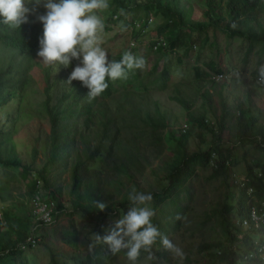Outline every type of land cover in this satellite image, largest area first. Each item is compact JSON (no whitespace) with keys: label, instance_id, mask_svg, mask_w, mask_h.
<instances>
[{"label":"trees","instance_id":"trees-1","mask_svg":"<svg viewBox=\"0 0 264 264\" xmlns=\"http://www.w3.org/2000/svg\"><path fill=\"white\" fill-rule=\"evenodd\" d=\"M108 4L109 7L105 10L108 11L107 21L109 26L106 29L110 30V27L121 29L123 24L125 30L132 31L135 40H139L142 33H145L143 31L150 28L154 19H161V24L157 27L156 36L150 39L164 37L168 47L166 49L160 48L156 52L170 55H177L178 52H181L184 57H188L192 55L195 48L194 33L198 32L204 38V42H206L208 40L207 29L221 28L230 38L239 37L249 42L246 57L257 47L260 48V53L264 57V23L260 24L257 19L259 12H264V0H204L203 21L201 22L195 20V8L187 0H110ZM45 13L46 10L40 7L38 14ZM29 20V23L15 29L0 23V107L6 106L10 101L18 98L21 101L19 104V116L25 112L22 106L24 93L32 81L31 71L34 69V60L40 47L39 41L43 36L42 22L37 21L35 15H30ZM252 22L257 23L258 28ZM155 43H149V47L146 48L144 54L133 52V56L136 58L142 57L146 61L154 52ZM131 51H133L132 48ZM119 59L121 60L122 56ZM178 61L183 63V57L180 56ZM157 69L158 66H155L151 75H154ZM141 70L133 69L128 73L127 79H117L115 81L108 79V88L100 96L91 100L87 98L89 89L81 81L74 80L71 84L67 82L71 74L69 68L66 67V73L62 72L54 84L50 81V68L43 70L46 83L44 105L50 122L49 143L46 145L50 147L48 165H58L65 169L71 164V194L76 199L73 200L74 210L81 211L87 215H92V213L99 214L103 216L102 222L108 218L109 214H117L119 208L125 214L131 207L130 201L124 199L107 205L104 211L95 210L94 206H96L95 202H97V199H95L94 189L100 188V182H96V184L93 182V184L90 183L85 186L86 176L91 173L95 166L100 165L103 159L106 160V157H112L116 143L120 140L118 138L123 137L124 133H129L133 122L141 120L145 125L151 124L153 135L157 130L167 129L166 117L162 113H158L157 104H154V112L158 120L153 118L149 111L145 112L143 110V107L149 106L148 104L144 106L141 103L134 104V101L139 97V92L145 93V91L148 92L149 90L147 85L143 87V91L137 89V80L141 79ZM211 71H215V66L211 63L209 64V72L203 71L200 67H195L194 69L196 79L202 84L200 92L204 103L210 106L213 105V94L210 89H207V81L210 80ZM255 76L258 79L260 78L259 70L255 73ZM120 81L124 90L120 99L117 100L116 107L114 108L113 106L112 108V104L107 100H110L119 92L118 83ZM169 81L170 71L168 66H165L160 75L151 81V87L164 91ZM53 88L60 92L62 91V97L58 101H55L52 97L54 94ZM136 94L138 97H136ZM174 100L188 112L191 111V105L183 98L177 96L174 97ZM226 108V104L223 103L221 121L216 128L209 124L205 115L194 119L196 124L208 130L215 137L213 146L208 150L188 154L185 143L189 140L191 132L188 130L185 133L179 131V137H175L172 133L170 134L169 140H175L178 151L174 155L175 161L167 165L170 172L165 179L168 184L161 186L160 191L152 193L153 200L150 206L156 214L165 204L171 203L170 201L176 196L175 202L171 204L174 207V211L179 214L176 218L174 230L179 227L185 209V207L183 208L180 205L179 195L183 191H187L183 190L185 185L196 175L199 169L212 166L211 163L214 160L215 166H212V177H223L226 180L231 177L229 170L230 166L234 165L235 160L233 159L232 151L223 149L221 144V135L226 129V122L234 116ZM112 111H116L117 114ZM143 114L145 115L142 116ZM16 121L13 122L12 130L7 132L0 131V169L3 171L4 177L0 179V200L3 203H11L12 194L8 193L6 196L4 194L10 190L12 182H18L19 179L28 184V195L25 198L23 196L24 199L22 198L19 204L12 203L10 207L1 212L0 264H30L26 258V251L22 250V246L31 235L34 227V215L31 205L28 206L27 200L30 199L29 202L31 204L33 196L38 192L37 181L39 179L43 181L44 191L49 192L47 196L51 195L58 202L55 220L66 210L64 205L59 202L60 191L56 194L52 191L49 184L47 177L48 166L36 172L31 165H25L17 158L16 144L14 143V135L18 131ZM81 121V128L84 129L89 128L92 123L96 122L104 128V135H107L109 130L112 131L111 140L105 146V150L102 144L95 148L90 147L89 140L84 139V137H81V140L85 145V149L83 152L79 150L76 137ZM120 122L126 124L120 127ZM236 125L239 143L242 145H253L261 155L247 167L245 175L246 186L240 187L235 183V178H233L234 184L237 185L239 196L236 206L225 205L221 211L220 226L223 240L202 246L204 251L210 252L209 264H240L241 261H244L243 255L250 250L248 245L254 239L252 232H255L245 230L239 224V222L249 216L250 208L253 204L251 197L247 194L248 189H252L255 196L264 200V125H258L257 119L251 117L248 111H242L241 109L238 116H236ZM123 128L125 129L124 131H122ZM157 139L159 142L162 141L160 137H157ZM37 141H39L38 138ZM37 153L38 150L34 149L32 156L34 160L37 157ZM123 153L122 157L117 156V159L115 158V161H120V164L117 162L114 164L118 166L117 169L121 170L122 168L132 180L134 177L130 175L129 168L131 164L134 167L139 164L140 156L136 141L132 142L130 150L126 149ZM93 164L95 166H92ZM177 205H180V210L177 209ZM234 212H236L238 218L236 224L230 218ZM170 214L174 215L173 213ZM152 218H155V216ZM157 220L156 218L154 221L152 219V224L158 226L159 220ZM99 235L101 237L105 235L103 228H100ZM66 236L69 238V242L66 243L76 247V231ZM241 240H243V244H240ZM154 244L157 247H161V252L158 255L162 256L165 248L162 249L161 238L158 237ZM233 245H237L236 249L231 248ZM141 252L149 255L148 252L143 250ZM50 253L51 264H58L56 258L60 254L54 250H51ZM117 257L118 253L112 254L109 246L102 244L93 248L86 259L79 261V264H114L117 261ZM165 259L168 261V257ZM252 262L254 264H264L261 260Z\"/></svg>","mask_w":264,"mask_h":264},{"label":"rangeland","instance_id":"rangeland-1","mask_svg":"<svg viewBox=\"0 0 264 264\" xmlns=\"http://www.w3.org/2000/svg\"><path fill=\"white\" fill-rule=\"evenodd\" d=\"M187 1L195 8V20L203 21L204 0ZM41 8L46 10L42 6ZM97 14L101 16L104 23V30L99 35L102 39L101 47L108 54L109 61H119L120 56L125 51L131 52L132 55L133 52L144 54L146 48L149 47L147 40L156 36L157 27L161 24V19H154L150 28L143 31L145 33H142L139 40H135L131 30H121L118 27H110V30L106 29L109 26L107 21L108 11H98ZM257 19L260 24L264 23L263 11L259 12ZM253 25L258 28L257 23H253ZM207 33L208 40L206 42L198 32L194 33L195 48L192 55L188 57H184L181 52H178L177 55L152 52L146 60L144 69L141 70V79L137 80V89L143 91V87L147 85L149 90L145 93L139 92V97L136 94L138 99L134 101V104L141 103L143 106L148 104L149 106L143 107V110L145 112L149 111L155 119L157 118L155 117L154 104H157L158 113H162L166 117L167 129L157 130L153 135L151 124L145 125L141 120L133 122L129 133H124L123 137L118 138L120 140L116 143L112 157H106V160L103 159L100 165L95 166L93 164L92 166L95 167L91 170V175L86 176V182H84L85 186L90 183L93 184V182L95 184L100 182V188L94 189L96 203L106 205L124 199L128 200V195L133 188L138 192L151 194L160 191L161 186L168 184L165 179L170 172L167 165L175 161L174 155L178 151L175 140H169L170 134L179 137V131L181 132V128L186 124L189 127L188 131L191 132L189 140L185 143L187 153L193 154L205 151L213 146L215 137L208 130L196 124L194 119L205 115L206 120L213 128L218 127L223 113V103L227 106L226 110L234 115L227 120L226 129L221 135L223 149L231 150L235 160L234 165H231L229 170L231 177L227 180L223 177H212V166L199 169L196 175L185 185L183 190L187 191H183L179 195L180 205L185 209L179 227L175 230L174 225L179 214L174 211L171 204L175 202L176 196L170 201L171 203L165 204L160 209H163L162 211L159 210L154 215L156 220L158 217L159 224H157V227L161 235L167 236L174 245L179 247L183 256L174 258L171 252L165 250L162 257L158 255L161 252V247L153 244V256L149 258V255L141 252L136 264H209L210 252L204 251L202 246L223 240L220 226L221 211L225 205L236 206L238 200V189L236 188L237 185L234 184L232 174L235 175V183L240 184L247 173L248 165L252 164L261 155L253 145L239 143L236 116H238L240 109L248 111L251 117L257 119L258 125H264V81H260L255 76V73L264 66V57H262L259 47L246 57L249 42L239 37L230 38L221 28H209ZM132 42H135L136 47L132 46ZM131 48L133 51H131ZM180 56L183 57V63L178 61ZM34 63V69L31 71L32 81L25 90L22 103L25 112L21 113L20 116L18 115L19 104L21 103L18 98L10 101L6 106L0 107V131L12 130L13 122L17 120L18 131L14 135L17 158L23 164L31 165L36 172L48 166L47 177L52 191L56 194L60 191L59 202L66 208L53 226L48 229L43 228L38 232L40 243L34 248L33 264H51L49 254V248L51 247L60 254L56 258L58 264H79V261H84L92 250L89 248L91 234H100V228H103L105 235L109 234L114 222L120 219L124 213L119 208L117 214H109L108 218L102 222L103 216L99 214L87 215L74 210L73 200L76 199L71 194V164L65 169L58 165H48L50 147L46 146L49 143L50 122L44 105L46 83L43 70L50 68V81L54 84L60 74L65 72L66 67L58 62L51 65L45 64L38 55ZM210 63L215 66V71H211L210 80L207 81V89H210L213 94L212 106L204 103L200 92L202 84L196 79L194 72L195 67H200L203 71L209 72ZM78 64L82 66L79 60L73 59L71 65L67 68L72 72ZM155 66H158V69L154 75H151ZM165 66L169 68L170 81L166 90L160 91L155 87H151V81L160 75ZM220 75H222L221 79H212L213 76ZM118 87L119 92L110 100H107L112 104V108L113 106L116 107L117 100L120 99L124 90L121 87V81L118 83ZM52 91L54 93L52 97L55 101H58L62 97V91L60 92L55 88ZM177 96L191 105V111L188 112L174 100V97ZM131 106L133 107L132 104ZM112 112L117 114L116 111ZM96 122L92 123L89 128L84 129L81 128V121L76 137V143L79 145L81 152L85 149L81 137L88 139L89 146L92 148L102 144L105 150V146L109 144L112 131L109 130L108 134L104 135V128ZM124 124L126 123L120 122L119 126L121 127ZM124 130L123 128L122 131ZM157 137H160L162 141L159 142ZM37 138L39 141H37ZM134 141L138 144L140 156L139 164L135 167L131 164L129 168L130 175L134 177L131 180L124 170L122 168L121 170L117 169L118 166L114 163L120 164V161H115V158L117 156L122 157L126 149L130 150V145ZM34 149L38 150L35 160L32 157ZM2 178H4L3 171L0 169V179ZM27 186L28 184L20 179L18 182H12L10 190L4 194L5 196L8 193L12 194V201L11 203L0 202V214L8 205L10 207L12 203L19 204L23 196L25 198L28 195ZM41 192L46 196L49 194L44 189L43 191L41 189ZM180 205H177L178 210L181 209ZM148 206L151 207L150 204ZM94 207L95 210L98 209L96 206ZM155 218H152L153 221ZM230 218L236 224L238 220L236 212L231 214ZM72 227H76L78 232L76 248L63 245L56 238H52V241L49 240V233L55 231L60 234L61 231L71 233L72 231L69 230H72L70 229ZM58 233H55L54 236L57 237ZM162 249H164L163 245ZM212 251L214 252V250ZM166 257H168V261H166ZM114 264H130L124 251L118 253L117 261ZM240 264L254 263L241 261Z\"/></svg>","mask_w":264,"mask_h":264},{"label":"clouds","instance_id":"clouds-1","mask_svg":"<svg viewBox=\"0 0 264 264\" xmlns=\"http://www.w3.org/2000/svg\"><path fill=\"white\" fill-rule=\"evenodd\" d=\"M41 6L46 9L45 14H38ZM108 7V0H0V23L13 29L20 28L30 22V15H35L43 24L38 56L45 64L58 62L64 67H69L73 59L79 60L82 66L78 64L74 68L67 82L81 81L89 89L87 98L91 100L108 88V79H127L130 71L144 69L146 64L144 58H136L128 51L123 53L121 60L109 61L99 35L104 30V23L97 14ZM121 29L125 30L123 24ZM259 72L260 81H264V66ZM128 200L131 207L114 222L109 234L103 237L91 234L89 248L107 244L112 254L124 251L130 264H136L141 250L148 252L149 258L153 256L152 245L160 237L165 250L174 258L182 257V250L167 236H162L151 222L155 211L148 205L153 195L133 188ZM96 207L104 211L107 205L96 203Z\"/></svg>","mask_w":264,"mask_h":264},{"label":"built area","instance_id":"built-area-1","mask_svg":"<svg viewBox=\"0 0 264 264\" xmlns=\"http://www.w3.org/2000/svg\"><path fill=\"white\" fill-rule=\"evenodd\" d=\"M152 41L156 42L154 45V51H157L160 48H167V41L164 37L154 38ZM132 46L136 47L135 42L132 43ZM221 78L222 75L212 77V79L215 80ZM188 129V125L185 124L181 128V132L185 133ZM211 165L213 167L215 166L214 160L212 161ZM233 176L235 177V175ZM37 182L38 192L31 200V208L34 215V227L32 229L31 235L27 238L25 244L22 246V250L24 251L34 249L39 245L40 239L38 232L41 230V228H49L55 223V213H57L58 209V202L53 199L51 195L46 196L42 194L41 189L43 191V181L39 179ZM246 184L247 181L244 177L242 182L237 185L244 187ZM247 194L251 197L253 204L250 208L249 216L244 218L241 222H239V224L243 229L255 232H252L254 239L249 243L248 246H250V250L248 253L243 255V259L245 262L250 263H253L252 261L257 260L264 262V200H261L258 198V196H255L252 189H248ZM240 244H243V240L240 241ZM236 247L237 245H233L231 248L236 249Z\"/></svg>","mask_w":264,"mask_h":264},{"label":"crops","instance_id":"crops-1","mask_svg":"<svg viewBox=\"0 0 264 264\" xmlns=\"http://www.w3.org/2000/svg\"><path fill=\"white\" fill-rule=\"evenodd\" d=\"M154 39V38H153ZM147 43L149 44V43H153V41H152V39H149V40H147ZM167 47H168V44H167ZM30 199H28L27 200V202H28V206H30L31 204H30ZM0 202H2V201H0ZM3 205V204H2ZM9 207V205L6 207V208H8ZM58 220V219H57ZM57 220H55V223H56V221ZM54 223V224H55ZM53 224V225H54ZM52 225V226H53ZM50 228V227H49ZM41 229H43V228H41ZM48 229V228H47ZM70 229H72V230H69V231H72V232H75L76 231V234H77V243H78V232H77V229H76V227L75 228H70ZM55 233H58V231H55V232H51V233H49V240L50 241H52V238H56V239H58V240H60L62 243H63V245H66V246H70L71 248H76V247H73V246H71V244L70 243H66V242H69V238L66 236V235H68L69 234V232H62L61 231V234L60 233H58V236L57 237H55L54 235H55ZM46 238V237H45ZM51 250H54L52 247L51 248H49V254H50V258H51V253H50V251ZM55 251V250H54ZM56 252V251H55ZM34 249H29V250H26V258L28 259V261H29V263L30 264H32V260H34ZM56 253H58V252H56ZM31 257H32V259H31Z\"/></svg>","mask_w":264,"mask_h":264}]
</instances>
